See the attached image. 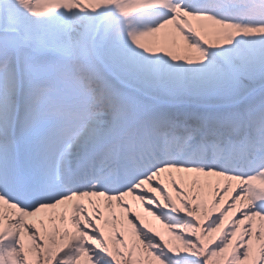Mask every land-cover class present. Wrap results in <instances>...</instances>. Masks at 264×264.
Masks as SVG:
<instances>
[{
	"label": "snow or ice",
	"instance_id": "obj_1",
	"mask_svg": "<svg viewBox=\"0 0 264 264\" xmlns=\"http://www.w3.org/2000/svg\"><path fill=\"white\" fill-rule=\"evenodd\" d=\"M0 264H264V0H0Z\"/></svg>",
	"mask_w": 264,
	"mask_h": 264
}]
</instances>
